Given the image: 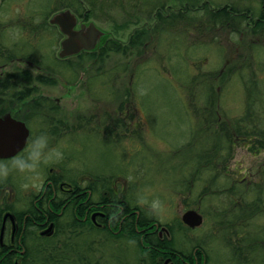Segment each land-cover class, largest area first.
<instances>
[{
	"label": "rangeland",
	"instance_id": "1",
	"mask_svg": "<svg viewBox=\"0 0 264 264\" xmlns=\"http://www.w3.org/2000/svg\"><path fill=\"white\" fill-rule=\"evenodd\" d=\"M72 1L0 0V77L36 55L57 81L40 93L63 98V134L50 137L64 153L38 175L0 183V211H26L50 175L72 183L97 177L135 207L137 190L150 189L165 204L154 219L170 226L181 251L199 247L207 264H264V28L255 25L264 0ZM70 3L79 20L126 50L61 61L63 35L50 19ZM225 6L233 9L226 22L212 17ZM28 122L32 138L42 132L39 120ZM189 210L203 216L202 226L183 224ZM63 236L80 252L88 248L93 262L139 264L138 248L124 239L87 228Z\"/></svg>",
	"mask_w": 264,
	"mask_h": 264
},
{
	"label": "flooded vegetation",
	"instance_id": "2",
	"mask_svg": "<svg viewBox=\"0 0 264 264\" xmlns=\"http://www.w3.org/2000/svg\"><path fill=\"white\" fill-rule=\"evenodd\" d=\"M83 23L85 22L79 20L77 28L79 29ZM99 51L104 50L98 47L95 51H83L77 56L60 60L68 61L83 54L95 55ZM35 56L34 54H29L26 60L19 59V61L23 62H20L21 68L19 67L16 72L7 71L1 74L2 78L4 76L9 78L14 77V79H10L13 84L16 81L15 79H21L22 83L19 84L18 91L12 93V95L17 101L19 100L18 97L21 100L24 99L23 103L27 104L28 107L17 113H14L13 110L7 111L4 114L0 113V116L3 117L11 114L14 119L24 122L27 127L29 120H39L41 122L39 124L43 127L42 132H46L52 137L60 136L63 134V128H58L56 119L57 113H59L58 107L61 105L63 98L53 99L40 93V86H54L57 82L54 77L45 73L48 70L42 67L41 62L32 61L31 58ZM49 80L54 81V83L48 82ZM68 89L71 93L73 88L69 87ZM10 94V90L8 91V89L0 91L1 97L4 98L3 103H5L6 98ZM18 115L22 119H18ZM28 129L30 130L29 127ZM104 183L101 179L99 180L97 177L91 176H87L81 183H72L50 175L44 181L40 192L31 199L30 207L26 211L17 213L12 208H3L0 211V249H4L5 251L0 256V264H9V261H12L13 264H22L28 241H46L51 239L57 231L56 225L63 222H66L67 225L78 223L84 229L87 228L101 233L106 231V227L117 232L115 230L117 225V208L120 210V228H122V224L129 216L128 213H123L126 209L133 208V206L127 200L122 199L117 203V197L122 198V196L117 194L116 189L111 191L105 189ZM106 198H108V202H106ZM135 213V216L139 217V211L135 210ZM7 214L12 215V217L8 216L5 218ZM29 222H33V226H28ZM154 225V230L149 232L151 237L157 236L162 241L165 239L172 240L170 239L172 231L168 227H164L156 221ZM51 226H53V229L48 233L47 230ZM2 229L4 232L1 239ZM181 258L184 259L183 256H177L176 258L167 257L162 260V263L176 264V260ZM194 260V264H198L197 257Z\"/></svg>",
	"mask_w": 264,
	"mask_h": 264
},
{
	"label": "trees",
	"instance_id": "3",
	"mask_svg": "<svg viewBox=\"0 0 264 264\" xmlns=\"http://www.w3.org/2000/svg\"><path fill=\"white\" fill-rule=\"evenodd\" d=\"M73 3H77L79 5L80 1L73 0ZM73 3H70L68 7L63 8L62 10H57V12L69 9H72L74 13L78 14L80 18H83L82 14L78 13V9L75 7ZM76 8V9H75ZM56 13V12H55ZM212 17L216 19L225 20V22L230 18L233 14V9L230 7H222L217 9L216 11L210 12ZM238 15V14H237ZM236 15V16H237ZM238 16H243L244 14H239ZM84 17H87L85 15ZM158 17H162L161 14H158ZM257 27H260L262 31L264 28V14L260 17V19L255 22ZM140 33V32H139ZM137 33V35L139 34ZM136 41L137 37L134 38ZM135 44V42H134ZM101 49L104 51H125L126 49L122 48L121 46H117L115 41L110 40L108 37L105 42L100 46ZM97 56V54H95ZM10 79H14V77H1L0 78V91L10 90V95L6 98L5 103H3V99L0 95V113L4 114L7 111L13 110L14 113L19 112L20 110H25L27 104L23 103L24 99L21 100L20 97L17 101L16 98L13 97L12 93H15L19 89V84L22 83L20 78L15 79L16 81L14 84ZM48 82H53L49 80ZM57 82V81H56ZM33 110V109H31ZM18 119H22L18 115ZM240 126V125H239ZM241 127V126H240ZM238 129V128H237ZM236 129V130H237ZM230 133H227V135ZM247 136H256L247 134ZM113 198V197H112ZM122 198L117 197V203ZM108 202V198L105 199ZM124 200V199H122ZM135 210L139 211V217H136ZM119 208H117V225L115 232L113 229L106 227V231L104 232L105 237L107 238H114V239H124L125 241L129 242L130 240L135 241V245L139 253L141 254L139 258V264H144L147 262L148 264H163L162 260L167 257H174L183 256L181 259L176 260V264H194V258L197 257L198 264H207L208 257L204 250L199 249L196 247L193 252L185 253L181 251L174 239L168 240L165 239L164 241L160 240L157 236L151 237L149 232L154 230V222L156 221L154 218L147 216L143 210L138 208L137 206H133L131 209H126L123 214L128 213L129 216L127 220L122 224V228H120V216H119ZM124 216V215H123ZM22 219V216H21ZM157 222V221H156ZM33 222H29L28 226H33ZM74 224V223H73ZM182 225V224H181ZM57 231H56V241L52 243H41L37 244L38 246L33 247H25V254L23 256L22 264H105L101 261L93 262L89 258L90 250L82 249V252L79 251L76 245L67 244V242L63 241V234L66 233L68 229H73L75 231L84 230L82 225L75 223L74 225H67L66 222L62 224H57ZM170 229V226H168ZM91 228H93L91 226ZM94 229V228H93ZM98 230V229H97ZM94 231V230H92ZM63 236V237H62ZM53 240V239H52ZM48 241V240H46ZM4 249H0V256L4 254ZM182 261V263H181ZM189 261V262H188ZM9 264H13L12 261H9ZM146 264V263H145Z\"/></svg>",
	"mask_w": 264,
	"mask_h": 264
},
{
	"label": "water",
	"instance_id": "4",
	"mask_svg": "<svg viewBox=\"0 0 264 264\" xmlns=\"http://www.w3.org/2000/svg\"><path fill=\"white\" fill-rule=\"evenodd\" d=\"M78 23V17L69 9L54 14L50 19V24L57 26L64 36L59 51L60 59L77 56L83 51H95L109 36L108 32L103 31L94 22L83 23L79 29ZM29 136L30 130L24 122L14 119L11 114L0 116V159H11L21 153ZM8 216L12 217L7 214L5 218ZM182 222L185 226L196 229L202 226L203 216L195 210H189L182 216ZM52 229L53 226L47 232ZM3 232L2 229L1 239Z\"/></svg>",
	"mask_w": 264,
	"mask_h": 264
},
{
	"label": "clouds",
	"instance_id": "5",
	"mask_svg": "<svg viewBox=\"0 0 264 264\" xmlns=\"http://www.w3.org/2000/svg\"><path fill=\"white\" fill-rule=\"evenodd\" d=\"M64 153L60 146L51 145V137L46 132H41L34 138L30 137L21 154L9 159L0 160V183L7 182L13 174L25 178L38 175L41 168L48 164L59 163L63 160ZM135 175H128L127 181L133 183ZM27 184L22 187H27ZM135 203L141 210H146L149 217L160 219L165 211V204L159 197H151L150 189H138L135 194ZM135 244L134 240L129 241Z\"/></svg>",
	"mask_w": 264,
	"mask_h": 264
}]
</instances>
